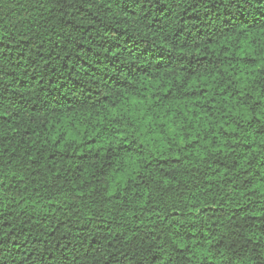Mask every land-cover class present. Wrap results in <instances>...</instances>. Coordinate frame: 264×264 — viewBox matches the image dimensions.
<instances>
[{
    "label": "trees",
    "instance_id": "1",
    "mask_svg": "<svg viewBox=\"0 0 264 264\" xmlns=\"http://www.w3.org/2000/svg\"><path fill=\"white\" fill-rule=\"evenodd\" d=\"M0 264H264V0H0Z\"/></svg>",
    "mask_w": 264,
    "mask_h": 264
}]
</instances>
